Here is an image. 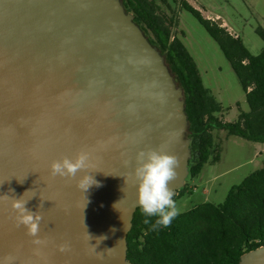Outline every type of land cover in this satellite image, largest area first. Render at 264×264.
Listing matches in <instances>:
<instances>
[{"label": "water", "instance_id": "95a60500", "mask_svg": "<svg viewBox=\"0 0 264 264\" xmlns=\"http://www.w3.org/2000/svg\"><path fill=\"white\" fill-rule=\"evenodd\" d=\"M191 134L184 89L124 0H0V264H133L137 154L178 157L174 199ZM80 151L100 183L86 193L84 172L50 169ZM23 194L42 216L39 244L11 207ZM239 264H264V246Z\"/></svg>", "mask_w": 264, "mask_h": 264}, {"label": "trees", "instance_id": "16d2710c", "mask_svg": "<svg viewBox=\"0 0 264 264\" xmlns=\"http://www.w3.org/2000/svg\"><path fill=\"white\" fill-rule=\"evenodd\" d=\"M190 12L222 50L245 93L249 111L236 122H223V105L205 86L197 62L181 38L173 35L175 10L169 0H124L127 12L167 63L184 89L192 134L189 178H197L216 153V131L264 145V47L253 55L239 37L203 17L185 0ZM163 5L172 16L163 11ZM264 41V29L257 30ZM219 156L216 155L213 162ZM188 184L179 194L188 192ZM175 199V198H174ZM173 199V200H174ZM141 208L128 235V260L133 264H239L242 256L264 246V165L232 187L221 204L203 203L178 215L170 226L151 231Z\"/></svg>", "mask_w": 264, "mask_h": 264}, {"label": "rangeland", "instance_id": "374dc122", "mask_svg": "<svg viewBox=\"0 0 264 264\" xmlns=\"http://www.w3.org/2000/svg\"><path fill=\"white\" fill-rule=\"evenodd\" d=\"M172 3V0H170ZM203 17L217 23L235 38L241 37L253 55H259L264 41L257 30L264 29V0H187ZM175 10L173 35L181 38L198 64L205 86L223 105L218 114L223 122H236L242 111H249L246 93L224 56L219 45L201 23L179 1L172 3ZM172 16V12L163 7ZM231 35V36H232ZM216 153L201 175L188 178V192L178 195L174 202L181 212L203 203L221 204L230 189L261 169L264 165V145L239 137H229L225 131H216ZM219 159L213 162L214 157ZM183 191V190H182Z\"/></svg>", "mask_w": 264, "mask_h": 264}, {"label": "clouds", "instance_id": "9594fccd", "mask_svg": "<svg viewBox=\"0 0 264 264\" xmlns=\"http://www.w3.org/2000/svg\"><path fill=\"white\" fill-rule=\"evenodd\" d=\"M136 162L134 175L137 181V203L146 217L144 223L150 225L151 231L167 228L181 212L172 199L174 192L169 186L177 179L180 161L174 154L149 149L146 152L140 151ZM92 167L89 153L86 151H80L74 157L63 156L52 161L50 165L51 175L62 178L74 179L78 172H84V175L76 181L77 188L83 193H86L93 185L100 186V183L88 171ZM23 197L24 194L19 198L12 197L11 207L16 213L18 226L23 225L27 235L35 237L34 242L39 244L41 241L38 234L42 216L39 212L29 210L26 207L28 200ZM4 198L9 197L5 195ZM87 235L89 236L88 233ZM105 238L101 236L96 239L100 243ZM66 250L67 245L60 246V251Z\"/></svg>", "mask_w": 264, "mask_h": 264}, {"label": "flooded vegetation", "instance_id": "af4514ba", "mask_svg": "<svg viewBox=\"0 0 264 264\" xmlns=\"http://www.w3.org/2000/svg\"><path fill=\"white\" fill-rule=\"evenodd\" d=\"M185 1H187V0H185ZM187 2H188V1H187ZM169 3L172 5V3H177V2H176V0H172V3H171V1L169 0ZM164 6L166 7V5H163V7H164ZM172 7H173V6H172ZM166 9H167V7H166ZM167 10H168V9H167ZM163 11H165L164 8H163ZM169 11H170V10H169ZM165 12H166V11H165ZM170 12H171V11H170ZM171 14H172V13H171ZM233 37H234V36H233ZM234 38H235V37H234ZM238 38H239V37H238ZM238 38H235V39H238ZM240 38H241V37H240ZM191 144H192V141H191ZM192 158H193V155H192Z\"/></svg>", "mask_w": 264, "mask_h": 264}, {"label": "built area", "instance_id": "2783aa9c", "mask_svg": "<svg viewBox=\"0 0 264 264\" xmlns=\"http://www.w3.org/2000/svg\"><path fill=\"white\" fill-rule=\"evenodd\" d=\"M230 35H232L231 33H230ZM233 36V35H232Z\"/></svg>", "mask_w": 264, "mask_h": 264}]
</instances>
